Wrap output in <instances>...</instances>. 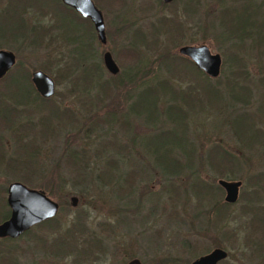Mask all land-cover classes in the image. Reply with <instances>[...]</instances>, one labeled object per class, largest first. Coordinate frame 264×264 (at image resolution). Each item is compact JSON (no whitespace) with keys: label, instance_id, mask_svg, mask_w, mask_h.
Masks as SVG:
<instances>
[{"label":"rangeland","instance_id":"374dc122","mask_svg":"<svg viewBox=\"0 0 264 264\" xmlns=\"http://www.w3.org/2000/svg\"><path fill=\"white\" fill-rule=\"evenodd\" d=\"M91 2L100 11L104 26L105 43L100 44L92 23L86 18L85 22L91 25L93 37L90 50L94 51L93 58L99 63V76L88 65L73 78L71 74L53 80L54 93L50 97H42L61 109H67L72 115L69 121L73 122L72 125H68L66 129L56 126V123L62 121L58 117L66 112L60 108H51L50 104L37 99L41 96L34 90L31 82L37 98L28 95L30 88L23 78V70L15 74V80L6 83L3 79L0 81V121L6 122V126L0 125L1 199L5 202L6 187L13 181L40 189L59 205L53 217L60 226L56 228L53 222H43L22 235L8 238L5 242L0 241V264H125L130 258H136L142 264H190L213 248H221L226 252V258L218 264H264V120L260 116L261 121H257L258 116L253 117L254 127L261 130V138L251 147L236 135L239 131L241 134L247 133L242 123L248 120L242 122L236 118L234 125L238 132L233 134V118L226 113L232 107L225 102L222 106L218 104L219 97L223 96V80L229 75L230 69L220 63L218 75L215 78L208 77L212 84L219 85L215 91L208 89L209 83L200 80L189 68H173V74H180L182 78L170 76L169 82L173 87L190 93L188 103L183 102V106H180V111L186 115L184 135L178 127L175 130L168 129L170 131L164 135L154 133L159 128L166 127L169 122L156 120L154 123H147L143 117L133 114L132 112L143 110L138 101L136 104L132 100L134 108L130 111L127 107L133 98L130 97L142 86L140 78L145 80L152 73L155 74L153 71L156 67L157 50L163 47L176 57L188 59L177 52L178 47L203 43L211 53H218L221 62L223 61L217 42L210 34L203 32V21L209 19L203 15L204 6L210 8L214 0H195L191 2L192 7L188 6L185 10L183 5L188 2L186 0H173L163 7L158 5L157 0ZM68 10L66 12L61 9L52 0H0V49L10 50L15 55V63L8 73L20 66L26 70L29 78L31 72L41 70L53 79L55 72L60 74V68L69 63L68 49L71 47L74 50L75 45L72 41L76 43L75 53H87V24L77 22L74 12ZM19 11L26 28L50 25L45 35L37 31L34 42L29 41L26 35L21 37L26 29L17 20ZM161 17L165 20L160 21ZM136 28H141L148 40L150 35H154L153 29H158V40L156 44L150 45V49L140 47L142 63H148L150 67L137 70L139 67L134 66L126 73V68L135 59H126L117 54L127 46L131 40L130 33ZM39 37L41 38L38 39ZM65 38H70L69 43L64 41ZM104 51L110 53L118 66L116 75H111L103 67L101 56ZM46 59L53 60L50 72L39 67ZM245 64L251 80V85L249 82L248 85L253 101L244 107L237 104L234 108L236 112L255 110L258 98L257 78L264 76V65L256 58L254 51L246 56ZM161 73L164 74L162 71ZM103 80L111 84L114 82V85L116 81L119 85L110 88L109 94H105L108 84ZM123 81L131 85H123ZM198 88L205 103L206 100L212 102L201 106L200 110ZM144 99L146 103L153 100L152 92ZM162 101L160 98L158 106ZM13 103L25 104L29 113L13 112ZM108 110L114 111L115 121L107 117ZM223 116L227 121L222 120ZM23 130L25 133L26 130L29 131L35 144L40 135L49 140L42 144L45 163L43 174H35L28 184L20 181V177L24 176L21 169L23 159L26 161V153L24 151L23 157V149L20 148L25 139L21 134ZM67 133L69 135L65 138ZM184 136L188 147L193 150L191 163L179 157L183 165L179 174L162 176L158 167H154L151 155L145 152L144 148L147 146L143 144V139L154 149L163 140L168 146L176 142L184 145ZM107 141L114 143L116 147L121 146L124 151L120 155L100 152ZM215 143L234 156L237 167L232 174L226 171L220 174L205 164L203 167L199 166V156H203ZM64 146L77 151L84 147V152L89 156L83 185L74 183L81 180V177L72 168L65 167L64 155H60L63 154ZM109 158L116 161L117 167L112 171L115 178L118 173L123 174L129 170L138 172L129 191L124 185L123 190L116 193L119 181L108 180L104 175L107 168L105 161ZM10 162L17 165V169L10 170L7 166ZM55 172L57 183L53 181ZM195 178L217 187L218 179L240 181L236 201L224 208V216L214 227L207 224V218L212 219L213 216V211L207 214V210H210L212 202H224L223 189L214 187L215 193L212 192L213 195L209 196L211 200L206 195H201V200L198 199L197 202L189 189L191 180ZM55 184H59L60 190L55 189ZM168 184L177 188L178 198L175 199L176 196L167 190ZM255 191L256 196L252 194ZM70 196L76 198L73 207L69 204ZM3 209L0 202V215ZM197 209L201 210L198 221L195 220ZM76 213L80 214L83 227L70 230L68 228L75 221ZM253 216L260 217L257 220L260 221L261 228L250 225H256V218Z\"/></svg>","mask_w":264,"mask_h":264},{"label":"trees","instance_id":"16d2710c","mask_svg":"<svg viewBox=\"0 0 264 264\" xmlns=\"http://www.w3.org/2000/svg\"><path fill=\"white\" fill-rule=\"evenodd\" d=\"M54 1L58 7L61 9H65L66 12H68V6L62 4L60 0H52ZM158 1V5L160 7H163L165 5H169L170 3H164L161 2L160 0ZM188 2H185L183 5V9L192 7L191 2H194L195 0H186ZM199 2V0H198ZM189 6V7H188ZM22 8V7H21ZM20 8V11L22 10ZM72 10V9H71ZM19 11V22L23 25V17L21 16ZM74 12V18L76 19L77 22L81 24H87L86 18L84 19L80 15H78L75 11ZM43 12H41L42 14ZM203 15L205 18H209L208 20L203 21V32H206L207 34H210L213 39L217 42L219 49L221 50V55L223 58V61L221 62L223 66H227L229 70V75H227L222 83L223 87V96L219 97V105L222 106V103L225 102L227 105L232 107L230 112H226L227 115L233 118L232 120V125L235 127L232 128L234 129V133L238 132L236 130V126L234 125L235 119L238 118V121L243 122V120H248L246 123H242L247 133L241 134V133H236V135L242 139L248 147H251L254 142L258 143L260 140L261 136V130L257 129L254 127V120L253 117L256 118L258 116L257 121L264 120V76L261 75L257 78V105L254 108L255 110L253 111H242V112H236L234 111V108H236L237 104H240L241 106H246L249 103H252L253 101V94L251 92L250 86L248 85L250 83L251 85V80L249 79V74L246 71L245 68V63H246V56H248L249 52L254 51L256 58L263 63L264 65V0H214L213 6L206 7L204 6L203 9ZM160 21H164V17H161L159 19ZM50 26V25H49ZM49 26L47 27H41V26H29L26 28L25 26V31L22 33L20 36H27V39H30L29 41L34 42V36L37 31H40L41 35H45L46 31L48 30ZM87 27V37H88V42H87V53L84 55H78V53H75L74 50L76 49V43L74 41V50L68 49V54L69 55V63H66L62 68H60L58 74V71L55 72V76H53V80L60 79L61 77H67L73 76V78L76 74L80 72V70H83L86 66H90L92 71H95V73L99 76L98 71L99 69V63L95 58H93L94 51L90 50L91 46V39L93 37L92 30H91V25L88 23L85 25ZM154 35H150V39H147V36L143 34V31L141 28H136L133 29L130 33L131 40L128 42L127 46H125L124 49H122L117 56H122L126 59H135L131 63L129 67L126 68L125 72H130L132 70L131 67H139L137 70H142V69H147L150 67V64L148 63H142L143 60L141 58L142 52H141V46L146 49H150L151 44H156L158 37H156L157 32H159L158 29H153ZM57 37H59L57 35ZM39 37L38 39H40ZM37 39V41H38ZM70 39V38H69ZM69 39H66L64 41H67L69 43ZM202 39L204 37L202 36ZM71 41V40H70ZM150 41V42H148ZM70 45V44H68ZM72 46V44H71ZM157 56L155 59V71L153 69L151 71L155 72L151 74V76H148L145 80H142L143 78H140V84L142 85L134 95L130 97V101L127 105L128 111L133 109L134 106L133 104L136 103L138 104L141 103L143 110L140 111L138 110L137 112H132L135 115H138L140 117H143V120L146 121L147 123H154L156 120L158 121H163V122H169L166 127L159 128L158 130L154 131V133L164 135L168 131V129L175 130L176 127L180 128V133L184 135L185 133V112L180 111V106L183 104V102L188 103V100L190 98V93L187 90H181L176 87H173L172 84L169 82L170 81V76L174 77V75H177L178 79H181L182 76L180 74H173V68L179 67V68H189L194 72V74H197L198 78L200 80L206 81L209 83V88L210 90H215L217 91V86L219 85H214L212 84L208 79L209 76H207L202 70L198 69L189 59H183L176 57L172 55L169 50H165L164 47L161 48L160 50H157ZM48 58H50L49 55H46ZM53 60L46 59L44 62H42V65L39 67L46 71L50 72L51 69V64ZM102 63V61H101ZM138 63V64H137ZM137 64V65H136ZM224 69V68H223ZM20 70H23V78L27 82L30 88V94L34 99L37 98V96L34 94V91L32 89V86L30 84V78L28 77V74L25 69L20 68V66H16L14 69L11 70V72H7L1 79L5 80V83L9 80H15L17 77L15 74L19 72ZM136 70V71H137ZM161 71L164 73L162 74ZM75 73V74H74ZM144 73H148L144 71ZM111 75H116L111 74ZM100 78V77H99ZM185 78V77H183ZM215 80V79H214ZM128 81V80H127ZM131 82V80H129ZM144 81V82H143ZM104 83H107L108 86L106 87L105 94H109L110 88H115L116 85H119L115 81V85L109 83L106 80H103ZM249 82V83H248ZM4 84V83H3ZM123 85L130 86L131 83H127L126 81L122 82ZM135 88V87H134ZM114 90V89H113ZM152 92V97L153 100H151L149 103H146V100L144 99L145 97H148V95H151ZM198 92H200L199 98H198V110H200V107L212 104L211 101L206 100L207 102L205 103V99H202V94L201 91L198 88ZM161 96V97H160ZM163 99V103L158 106V103L160 101V98ZM135 98V99H134ZM139 98H141V101H139ZM37 99L41 100L42 103H48L50 104L49 107L51 108H60L57 105L53 104L50 101H47L46 99H42V97H38ZM134 103H133V101ZM132 101V102H131ZM138 101V102H137ZM167 101V104H166ZM21 105V109H20ZM17 106H19L17 108ZM61 109V108H60ZM11 110L13 112L20 111L21 113H29V109L25 104H17L13 103L11 105ZM62 111H65L66 113L61 115V117H58L59 120L62 119L60 123H56V126L60 127L61 129H66L68 128V125H72L73 122H69L72 117L71 113L67 109H61ZM183 111V109H182ZM107 117L111 121L113 120V115L114 111L108 110L106 112ZM142 114V115H141ZM260 116V118H259ZM116 117V116H114ZM3 119H5L4 116H2ZM117 118H120L117 117ZM56 120V118H55ZM223 121H227L226 117H222ZM6 126V122H1L0 125ZM30 124V123H29ZM28 124V125H29ZM11 125V124H10ZM31 126V125H30ZM70 127V126H69ZM62 131V130H61ZM29 131L23 130V142L20 145V148L23 149V157H24V151L26 153V161L23 159V163L21 166L22 171H24V176L20 177V181L23 183H29L30 179L34 177L35 174H43V168H44V159H43V148L42 144L45 141H49L47 137H43L40 135L39 141L37 144H35V140L31 139V134L28 133ZM64 135V134H63ZM69 134H65L68 136ZM159 135L160 138H162ZM184 145H182L179 142L172 143L171 146H168L163 140V142H160L159 147L157 148H150L147 144L146 141L143 139V144L147 146L145 149V152H148L151 155V159L154 162V167L159 169V172L161 173L162 176L167 177V176H176L179 174V172L182 170L183 165L180 163L181 159L179 157H183L184 160H186L188 163H191L190 160L193 158L192 156V148L188 147V142L186 140V136H184ZM64 138V139H65ZM67 143V140H66ZM19 146V145H17ZM115 147V149L113 147ZM151 150H148V149ZM22 151V150H21ZM64 155L63 161L65 164V167L72 168L75 170V174L78 177H81V180H77L74 183H80L84 184V178L83 175L85 174V169L88 165L89 161V156L86 155L85 148L77 150H71L67 149L66 146H64V149L62 150ZM113 151V152H112ZM124 149H122L121 146L116 147L114 146V143L112 142H105L103 144L102 148L100 149V152L102 153H116L120 155V152H123ZM200 158V165L203 167V165H208L212 170H216L218 173L222 174V171H226L230 174L235 171L237 165L236 161H234V156L232 155L231 152L228 150L224 149L220 144L215 143L214 145H211L206 151L203 156H199ZM105 165L107 166L106 170H104V175H106L108 180H115L119 181L118 185H116L115 192L119 193L123 190V186L125 185L128 189V191L131 189L132 182H134V179L136 178V175H138V172L135 170H129L124 172L123 174L118 173L116 178H115V173H113V169H115L116 166V161L114 159H107L105 161ZM183 163V162H182ZM185 164V163H184ZM14 163L10 162V164H7L10 170L12 169H17V165L13 166ZM187 165V164H186ZM190 165V164H189ZM187 165V166H189ZM55 169V168H54ZM51 170L49 171V173ZM225 177V176H224ZM119 178V179H118ZM228 178V177H226ZM253 178V177H252ZM53 181L55 183L58 182L56 172H55V177H53ZM255 178L253 179V181ZM62 183H65L62 181ZM72 182V185H75ZM56 190H60L59 184H55ZM213 186L210 184H206L202 182L201 180H197L196 178L194 180H191L189 189L192 195H194L197 199L201 200L200 196L201 195H206L208 199L209 196L213 195V190L215 189ZM217 189H220V186L217 187ZM167 190L172 193L173 196H176L178 198L179 193L177 188L174 186L168 184ZM213 192V193H212ZM254 196L257 195V192L255 191ZM253 197V196H251ZM174 201V199H172ZM0 202H1V208L3 209V212L0 215V219L5 218L7 211V206L3 199H1L0 196ZM213 204V205H212ZM212 206L209 208L210 210H207V214H211L213 211V216L212 219L207 218V224L214 227L217 225L218 221L224 216V208L231 203L227 202H219L216 204V202H212ZM198 206V203H197ZM59 207V205H58ZM201 210L195 212V220L198 221V215ZM211 211V212H210ZM8 216V215H7ZM75 221H72L70 223V227L68 229L70 230H77V228H82L83 227V221L80 217L79 213H76L75 215ZM256 225L254 223H251L253 227L261 228L260 221L257 219H260L258 216H253ZM43 222L51 223L53 222V225L56 228H59V223L54 219V217L49 218L44 220ZM30 230V229H29ZM68 232V230H67ZM26 233V232H25ZM69 233H65V235H68ZM22 235V234H21ZM12 239V238H11ZM96 239V238H95Z\"/></svg>","mask_w":264,"mask_h":264},{"label":"water","instance_id":"95a60500","mask_svg":"<svg viewBox=\"0 0 264 264\" xmlns=\"http://www.w3.org/2000/svg\"><path fill=\"white\" fill-rule=\"evenodd\" d=\"M173 0H162L170 3ZM60 2L72 8L78 15L87 18L93 25L96 38L100 44L105 43L104 26L100 11L91 0H60ZM177 52L187 57L198 69L202 70L210 78H215L219 73L221 59L218 53H211L207 45H182ZM101 61L105 70L110 74L118 72V66L114 63L108 51H104ZM15 55L12 51L0 49V79L14 65ZM30 82L35 91L43 98L50 97L54 93L53 79L41 70H35L30 74ZM217 184L223 189V201L234 203L237 199L240 181H227L218 179ZM5 202L9 209L8 216L0 221V237L15 238L32 225L52 218L58 208L57 202L51 200L44 191L33 189L24 184L13 181L6 187ZM76 198L70 196V206H75ZM226 258V252L221 248H213L208 253L195 258L190 264H216ZM126 264H140L134 258Z\"/></svg>","mask_w":264,"mask_h":264},{"label":"flooded vegetation","instance_id":"af4514ba","mask_svg":"<svg viewBox=\"0 0 264 264\" xmlns=\"http://www.w3.org/2000/svg\"><path fill=\"white\" fill-rule=\"evenodd\" d=\"M70 8V7H69ZM72 9V8H71ZM73 10V9H72ZM103 65V64H102ZM34 88V87H33ZM35 90V89H34ZM39 95V94H38ZM40 96V95H39ZM224 192V191H223ZM6 203V202H5ZM57 212V211H56ZM56 214V213H55ZM55 216V215H54ZM43 221L44 220H42V221H40V222H38V223H36V224H34V225H32L31 227H29L28 229H26L25 231H23L21 234H23V233H25V232H27L29 229H31L32 227H34V226H36V225H38V224H43ZM9 237H0V241H2V242H5L6 241V239H8ZM41 248H38V250H40ZM46 252V251H45ZM46 253H52V252H46ZM50 255H52V254H50ZM131 259H134V258H130L129 260H127L126 262H125V264L128 262V261H130ZM138 260V259H137ZM139 261V260H138ZM222 260H220V261H218V262H216V264H218L219 262H221ZM52 261H50V263H51ZM140 262V261H139ZM140 264H142V263H140Z\"/></svg>","mask_w":264,"mask_h":264}]
</instances>
